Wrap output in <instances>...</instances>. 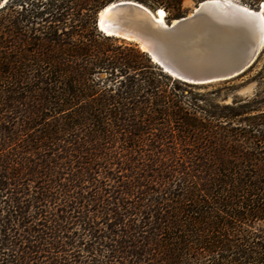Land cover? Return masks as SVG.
I'll use <instances>...</instances> for the list:
<instances>
[{"label":"trees","instance_id":"obj_1","mask_svg":"<svg viewBox=\"0 0 264 264\" xmlns=\"http://www.w3.org/2000/svg\"><path fill=\"white\" fill-rule=\"evenodd\" d=\"M119 1L0 8V264H264V99H186L97 30Z\"/></svg>","mask_w":264,"mask_h":264},{"label":"water","instance_id":"obj_2","mask_svg":"<svg viewBox=\"0 0 264 264\" xmlns=\"http://www.w3.org/2000/svg\"><path fill=\"white\" fill-rule=\"evenodd\" d=\"M2 8V7H0ZM264 10L206 0L191 15L168 24L158 11L124 0L97 14V30L133 43L162 71L182 83L204 86L242 76L264 49Z\"/></svg>","mask_w":264,"mask_h":264},{"label":"rangeland","instance_id":"obj_3","mask_svg":"<svg viewBox=\"0 0 264 264\" xmlns=\"http://www.w3.org/2000/svg\"><path fill=\"white\" fill-rule=\"evenodd\" d=\"M8 0H0V7L5 6ZM47 0H42L45 2ZM135 1V0H134ZM156 0H151L150 2H154ZM206 0H183L181 4V11L183 16H188L193 13V11ZM240 6L248 7L249 9L258 10L257 5L254 7H249L245 4L244 0H230ZM264 2L259 4L262 5ZM154 10L162 9L165 11L163 6L156 4L153 6ZM166 13V11H165ZM264 15V13H263ZM121 41V40H120ZM128 43V42H126ZM264 50V49H263ZM264 67V56L260 61L259 65L252 72H246L242 76L235 78L226 82H219L210 85L204 86H195V89L191 91H187L184 93L186 99L195 98L201 100L199 105L201 107H206L208 104H205V101H208L209 104L214 103L215 101H219L220 106L223 105H231L234 100L242 101L238 104H243L245 101H257L260 102L264 99V78L262 79L259 76V72ZM263 107V106H262ZM264 115V107L260 108L258 111H255L242 119H236L233 121H264V118L260 119H252L254 117H259ZM225 121V120H224ZM234 127V126H233Z\"/></svg>","mask_w":264,"mask_h":264},{"label":"bare ground","instance_id":"obj_4","mask_svg":"<svg viewBox=\"0 0 264 264\" xmlns=\"http://www.w3.org/2000/svg\"><path fill=\"white\" fill-rule=\"evenodd\" d=\"M228 3H230V2H232V1H230V0H226ZM108 7V6H107ZM106 7V8H107ZM262 8H263V10H264V4H262ZM158 13H159V15H160V20L161 19H165V12L162 10V9H159L158 10ZM263 19V21H264V18H262Z\"/></svg>","mask_w":264,"mask_h":264}]
</instances>
